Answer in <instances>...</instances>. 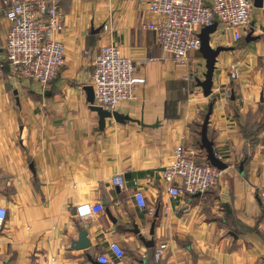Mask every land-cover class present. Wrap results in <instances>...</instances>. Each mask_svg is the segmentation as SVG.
I'll use <instances>...</instances> for the list:
<instances>
[{"label": "crops", "instance_id": "0c3cea01", "mask_svg": "<svg viewBox=\"0 0 264 264\" xmlns=\"http://www.w3.org/2000/svg\"><path fill=\"white\" fill-rule=\"evenodd\" d=\"M258 3L242 39L221 25L211 35L213 47L227 49L209 96L197 83L207 71L200 50L173 63L155 31L142 27L159 20L145 3L60 0L64 64L47 88L5 63L10 23L0 10V207L8 211L0 264H94L91 257L112 256L113 242L126 251L121 264H264V0ZM110 44L133 59L139 82L135 97L113 110L121 121L110 117L101 127L89 87L93 59ZM211 106L208 135L228 168L205 193L174 198L169 190L180 180L163 172L176 151L210 162L201 133ZM117 175L122 187L113 183ZM99 204L104 209L95 211Z\"/></svg>", "mask_w": 264, "mask_h": 264}, {"label": "built area", "instance_id": "2783aa9c", "mask_svg": "<svg viewBox=\"0 0 264 264\" xmlns=\"http://www.w3.org/2000/svg\"><path fill=\"white\" fill-rule=\"evenodd\" d=\"M132 1V0H130ZM147 5L150 12L159 17L158 21H146L143 28L156 33L158 43L168 53L173 63H186L193 51H199L202 40L201 30L214 23L225 31H232L236 39H242L251 25L254 0H137ZM10 26L6 35L4 60L12 74L23 79H32L43 88L49 87L64 64L65 43L56 37L65 29L60 0H0ZM88 55V52H86ZM148 58L147 62L153 61ZM145 64V61L141 63ZM137 65L129 56L122 54L118 45L110 44L101 48L93 59L92 84L95 88V104L113 111L124 100L133 99L138 87ZM236 77V74H233ZM222 173L208 161H201L193 152L178 149L175 162L166 167L165 178L174 183L170 194L195 196L214 187ZM138 185V181H134ZM116 186L125 184V177L113 178ZM264 197V182L260 185ZM135 197L141 208L148 203L142 188L137 187ZM104 206H95L102 211ZM8 211L0 207V224ZM109 254L98 260L104 264H121L126 256L125 249L117 242L110 244ZM165 244L157 250L161 256Z\"/></svg>", "mask_w": 264, "mask_h": 264}, {"label": "water", "instance_id": "95a60500", "mask_svg": "<svg viewBox=\"0 0 264 264\" xmlns=\"http://www.w3.org/2000/svg\"><path fill=\"white\" fill-rule=\"evenodd\" d=\"M254 4L258 7L262 6V3H258V0L254 1ZM218 28V23H214L210 26H206L204 28H202L200 36H201V40H202V44L200 47V52L202 53L203 57L206 59V67H207V71L205 72V79L201 80L200 78H197V83L199 86H201L204 90V93L206 96H209L212 93V86H213V76H214V71L216 68V63H217V59L218 56L225 51L227 48L219 46V47H213L212 43H211V35L213 33H215L217 31ZM253 37L251 35H249L247 37V40L250 41L252 40ZM89 101L91 102V107L92 109H94L95 111H97L100 115V125L101 127L105 126V121L107 118L110 117H115L117 120L121 121V119L123 118V116L121 114H119L116 111H109L104 109L103 107L96 105L95 102V88L93 86L89 87ZM213 109L212 106L210 107L209 112L206 115L205 121L203 123L202 126V138H201V145L203 148L206 149L207 151V158L208 160L215 165L216 167H218L220 170H224L226 168H228V164L226 162H224L216 153V151L214 150V144L213 141L209 138L208 135V124H209V119H210V115L212 113ZM115 222L116 220L113 219ZM154 225L150 231L151 234H154ZM134 232L137 233L141 240L145 243L146 246L151 247L155 245V242L153 240H146L143 235L141 234V230L139 229V227H137L136 229H134ZM85 242L83 241L81 244V247H85ZM91 260L94 264H104L101 263L99 261L94 260L91 257Z\"/></svg>", "mask_w": 264, "mask_h": 264}]
</instances>
